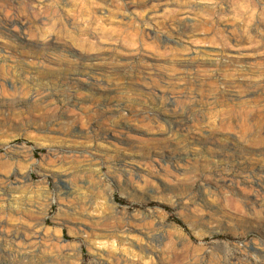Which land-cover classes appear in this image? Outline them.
<instances>
[{
    "label": "rangeland",
    "instance_id": "obj_1",
    "mask_svg": "<svg viewBox=\"0 0 264 264\" xmlns=\"http://www.w3.org/2000/svg\"><path fill=\"white\" fill-rule=\"evenodd\" d=\"M0 264H264V0H0Z\"/></svg>",
    "mask_w": 264,
    "mask_h": 264
},
{
    "label": "bare ground",
    "instance_id": "obj_2",
    "mask_svg": "<svg viewBox=\"0 0 264 264\" xmlns=\"http://www.w3.org/2000/svg\"><path fill=\"white\" fill-rule=\"evenodd\" d=\"M17 234V233H16Z\"/></svg>",
    "mask_w": 264,
    "mask_h": 264
}]
</instances>
